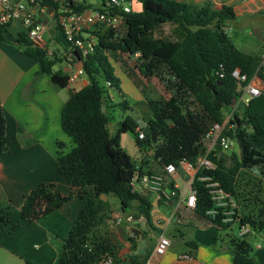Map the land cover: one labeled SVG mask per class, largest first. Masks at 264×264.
Here are the masks:
<instances>
[{
    "label": "trees",
    "instance_id": "trees-1",
    "mask_svg": "<svg viewBox=\"0 0 264 264\" xmlns=\"http://www.w3.org/2000/svg\"><path fill=\"white\" fill-rule=\"evenodd\" d=\"M95 1L70 0L68 8L77 12L113 10L108 0ZM139 1L140 11L122 14V30L104 26L95 28L91 31L96 36L94 50L85 56L76 52L75 60L80 62L89 81L81 89L70 92L62 106L61 127L72 146L64 151L62 143L57 142L56 162L59 175L77 191L63 195L55 190L53 181L38 184L24 195L20 222L12 224V228H17L21 223H30L57 210L72 197H79L83 206L63 241L62 252L55 264H97L105 258H110L109 264H144L147 254L132 253L123 258L119 256L117 243L101 231L111 211V196L118 200L122 212L137 210L157 230L150 221L148 199L137 197L128 187L129 179L136 172H142V168H137L121 148V134L135 133L137 146L152 148L160 164H177L182 159L192 162L204 150L202 136L213 123L223 121L225 110L238 95L230 71L238 67L252 77L259 70L260 60L237 50L223 30L227 22L236 17L231 5L215 8L210 1L199 5L177 0ZM40 2L53 7L57 18L59 6L55 0ZM165 24L174 26L175 39L157 36L156 30ZM6 26L0 24V40L7 33ZM17 41L27 43L23 52L37 62V75H48L60 88L67 86L68 74L53 69L61 57L56 53L49 56L45 48L33 46L26 33L19 34ZM120 54L135 58V67L141 77L148 81L158 79L169 96L163 100L145 97L150 110V114L142 119L145 126L127 115L118 122L112 135L103 109L109 97L105 86L108 82L107 87L121 91L111 61L119 63ZM219 72H223V77H219ZM258 75L264 79V73ZM122 103L127 107L126 101ZM232 123H235L234 130L226 133L235 138L239 156L234 153L231 156L225 153L218 157L209 155L215 167L213 170L199 169L193 179L196 207L191 214L193 219L216 229L227 228L240 217L239 224L249 225L252 231H264V212L257 216H240L237 209L230 222H222L219 214H206L212 201L205 182L198 179L199 175H212L234 197L240 170L264 179V92L247 104L238 105ZM138 128L144 131L142 140L137 138ZM7 150V123L0 104V153ZM0 222H5L4 215H0ZM132 235L138 236L134 232ZM248 236L250 234L227 240L233 264H257L251 255ZM127 239L133 248L135 239ZM187 245L196 246L193 242ZM24 264L34 263L25 261Z\"/></svg>",
    "mask_w": 264,
    "mask_h": 264
},
{
    "label": "crops",
    "instance_id": "crops-1",
    "mask_svg": "<svg viewBox=\"0 0 264 264\" xmlns=\"http://www.w3.org/2000/svg\"><path fill=\"white\" fill-rule=\"evenodd\" d=\"M177 1L194 5L210 1L215 8H220L223 4L231 5L236 17L250 13L252 15L247 19L249 34L264 42V0ZM92 3H96V1L94 0ZM134 7L135 11H140L141 3L134 5L132 2V10ZM55 12L53 7L47 6L44 12L37 15L44 26L45 46L53 53H55L54 50L50 49L48 44L59 42L58 35L62 33L57 25ZM260 12L263 14L257 16L256 14ZM229 23L230 21L227 22V26L230 29ZM169 26L170 28L174 27L173 25ZM120 29L122 30V27ZM6 30L4 39L0 40V104L7 123L8 140V150L0 153V215H4L5 219L4 223L0 222V264H24L25 261L34 264H55L62 252L63 241L83 206V201L79 197H72L57 210L42 215L30 223H21L17 228H12V224L20 222L19 211L24 195L38 184L53 181L55 190L63 195L69 191H77L58 173L57 142L62 143L64 151L71 148V139L61 127L62 106L70 92L86 86L89 80L84 73L76 79L68 81L66 87L60 88L51 82L48 75H37V62L23 52L27 43L17 41L19 34L26 32L24 24L20 20H14L6 26ZM255 43L251 39L247 43L246 49L251 50L256 46ZM61 48L62 51L57 55H60L61 61L65 64L62 69H58L69 76L80 68V62L67 60L70 49L68 44ZM249 52L244 53L251 54ZM119 60L123 66L130 64L131 61L135 62V58L121 54ZM111 61L114 67L115 64H118ZM118 67L131 77L135 86V96L141 99L148 80L144 78L137 80L128 66L125 69L122 66ZM53 69L57 70L55 67ZM117 91L129 108L130 105L124 92ZM110 100L109 96L107 102ZM107 106L108 104H105L104 108ZM142 165L143 162L141 168ZM143 168L142 171H148ZM154 171L158 170L154 169ZM182 214L192 217L191 212L184 211ZM107 222L110 224L111 234L116 235L120 224L111 220L110 213L102 226ZM196 225L198 230L187 241L185 240L186 231L180 229L177 224L175 226L177 233L183 237L182 240L186 245L188 242H193L195 247L187 245V250L176 251L171 249V242L165 254L154 258L155 262L158 264H233L227 241L219 242L216 233L211 232L216 228L198 221ZM146 229L143 224H140L139 228L132 229V232L138 234L135 236L137 239L133 248L128 239L130 245L121 240L119 243L118 240L107 235L117 243L119 256L125 258L132 253L143 256L147 254V261L155 241L150 247L143 244L142 231ZM250 237L256 240V243H252L251 255L257 264H264V231H252ZM121 244L122 246L119 247ZM182 254H188L191 257L189 259L182 258Z\"/></svg>",
    "mask_w": 264,
    "mask_h": 264
},
{
    "label": "built area",
    "instance_id": "built-area-1",
    "mask_svg": "<svg viewBox=\"0 0 264 264\" xmlns=\"http://www.w3.org/2000/svg\"><path fill=\"white\" fill-rule=\"evenodd\" d=\"M58 4L56 18L67 44L70 49L67 60H75L76 52L82 55L91 53L96 45V36L91 33L95 28L104 26L114 30H120L123 25V13L132 11V0H108V4L113 8L112 11H100L88 9L84 11H73L68 8L70 0H55ZM47 6L40 0H0V24L8 25L14 20H20L25 28L26 35L33 46L45 48L47 54L52 55V51L45 46L44 26L37 18V15L46 10ZM116 10V11H115ZM225 33L229 34L228 26L223 27ZM264 39V35H263ZM257 70L252 77H248L240 68L235 67L230 71V76L237 84L238 95H236L231 108L224 113L222 122L213 123L207 132L202 136L204 150L194 160H180L177 164H160V170H148L136 172L128 181V187L134 195L139 198H147L150 203V221L157 230L154 246L145 264H158L154 258L166 253L171 245V240L165 235L167 228L171 224L182 222L181 208L187 212H193L196 207V190L193 188V179L199 169L213 170L215 165L209 155L212 153L218 157L221 153L232 149L236 143L235 138L226 132L234 130L233 112L240 104H247L253 98L264 92V79L258 73H264V56L262 57ZM84 74L82 68H78L69 75L68 81L76 79ZM219 77H223V72H219ZM108 86L109 83L106 82ZM137 138H145L144 131L137 129ZM138 168V167H137ZM199 180L205 182L208 188L212 207L206 211L209 215H220L222 222H230L233 214L237 210L234 196L224 190L217 179L212 175L201 174ZM134 210V209H133ZM126 216L129 222L139 224L147 223L145 216L134 210ZM167 210V211H166ZM131 211V210H130ZM124 213V212H123ZM126 213V212H125ZM136 213V214H135ZM111 220L120 224V213L111 210ZM240 223V217L236 218ZM252 229L247 224H239L238 237L242 238L246 234H251ZM182 258L189 259L191 256L182 254ZM110 258H105L97 264H109Z\"/></svg>",
    "mask_w": 264,
    "mask_h": 264
},
{
    "label": "rangeland",
    "instance_id": "rangeland-1",
    "mask_svg": "<svg viewBox=\"0 0 264 264\" xmlns=\"http://www.w3.org/2000/svg\"><path fill=\"white\" fill-rule=\"evenodd\" d=\"M135 4L140 3L139 0H132ZM135 7L133 8V11H135ZM262 15L263 13L260 12L258 15ZM252 14L250 13H244L243 16L235 17L234 20H231L229 23L231 32L229 33L230 39L232 41L233 46L243 52L251 53L254 57H256L258 60L262 59L264 56V42H262L260 39H256L254 36L249 34V29L247 26V19ZM121 30V29H120ZM173 28H170L168 24L163 25L161 28L156 30L157 36H163L166 38L175 39L176 35L172 33ZM59 42L49 43L48 46L50 49L54 50V52L57 54L62 51V46L66 45L67 42L63 36L62 33L58 35ZM253 40L256 44L255 47L251 48V50L246 49V45L250 40ZM60 56V55H59ZM64 62L60 61L55 64V69H62L64 66ZM125 64L124 66L122 63L115 64V75L119 78V86L121 91L124 92V96L127 99L130 107L127 108L124 106L123 98L121 95L118 94V91L115 88L107 87L105 86V89L107 90L108 95L111 97V100L106 103L108 104L107 107L103 108L105 114L107 115L109 121H108V128L110 133L113 135L116 132L118 122L123 120L127 115L132 116L134 119H137L140 123V125H144L145 123L142 120V117H147L150 114L149 107L147 106L145 102L146 98H160L165 99L169 96L167 92H165L163 85L158 81L156 78L150 79L148 81V85L144 89V92L141 94V99L136 98L135 96V86L132 82L131 77L127 76L126 73H124L123 70L119 69L118 66H122L123 69L125 67H129L131 72L133 73V76L135 78L140 79L142 78L139 74L138 70L135 67V62L131 61L130 64ZM145 93V94H143ZM136 99V100H135ZM140 102H137L139 101ZM233 106H230L228 109L225 110V112H228ZM143 126V127H144ZM136 134L132 133L130 131L124 133L121 136L120 145L121 148L131 157L132 162L136 165V167L141 166V163L143 162L142 168L143 170H160V164L158 160L155 159V157L152 155L153 150L149 146L143 145V146H137L136 144ZM227 154L228 156H231L233 153L237 156H239V149L236 143L233 144L232 149L223 152ZM235 202L237 204V209L239 211V215H253L257 216L261 212H264V179L260 178L255 173L240 170L239 174L236 179L235 184ZM110 202V209L114 210L121 215V222L119 225V229L116 235L111 234L109 223L105 224L101 227V231L109 234L114 240H118L117 242L120 243V240L130 245V242L127 240L128 237L135 238L134 235H132V229L133 228H139V223L135 222H129L126 220V216L128 214H131L132 212L130 210H127L126 213L122 212L120 209V204L118 200L115 197L109 198ZM134 211V210H133ZM167 211V210H166ZM184 210L181 208V215H182V222L179 225V228L186 231V237L185 240H189L191 235L196 232L198 229L196 222L197 219H193L188 215H183L182 213ZM136 214V213H135ZM192 222L195 224L188 225L187 223ZM199 222V221H198ZM200 223V222H199ZM143 225L147 228L143 236V244L145 246H152L153 241H155L156 237L158 236V233L156 230H154L148 223H143ZM176 224H171L166 232L165 235L171 240L172 245L171 249L173 250H187L186 243L182 240L183 237H181L176 229ZM211 232L216 233V238L219 242L227 241L231 237H238L239 233V224L238 222H234L231 224V226L223 229H216L211 230ZM137 238H135L136 240ZM248 241L250 242L251 246L252 243H256V240H253L252 237L248 236ZM119 245V247H121ZM252 253V252H251Z\"/></svg>",
    "mask_w": 264,
    "mask_h": 264
},
{
    "label": "water",
    "instance_id": "water-1",
    "mask_svg": "<svg viewBox=\"0 0 264 264\" xmlns=\"http://www.w3.org/2000/svg\"><path fill=\"white\" fill-rule=\"evenodd\" d=\"M91 2H93L94 0H90ZM102 199H106V197L105 196H102Z\"/></svg>",
    "mask_w": 264,
    "mask_h": 264
}]
</instances>
